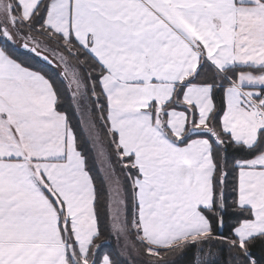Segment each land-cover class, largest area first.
Instances as JSON below:
<instances>
[{"label": "snow or ice", "instance_id": "obj_1", "mask_svg": "<svg viewBox=\"0 0 264 264\" xmlns=\"http://www.w3.org/2000/svg\"><path fill=\"white\" fill-rule=\"evenodd\" d=\"M137 245L264 264V0H0V264Z\"/></svg>", "mask_w": 264, "mask_h": 264}, {"label": "trees", "instance_id": "obj_2", "mask_svg": "<svg viewBox=\"0 0 264 264\" xmlns=\"http://www.w3.org/2000/svg\"><path fill=\"white\" fill-rule=\"evenodd\" d=\"M20 51L23 52L24 50L20 49ZM240 70H251V69H240ZM218 100H219V97H218ZM82 143H83V138H82ZM87 147H90V146H85L86 149H87ZM94 174L96 176V182H97L98 188L100 190V203H99L98 207H99V211H100L101 222H102V224L106 225L107 224V215H106V208L104 206L105 202H106V199H107V194L105 192L106 185L101 183V181H100V172L96 171L95 168H94ZM101 239L103 241L107 242V247L105 248L106 251L115 252V249H116V246H115V243H114L115 240L112 239V237L109 234V232H108L106 227L104 228V234L101 237ZM137 247L141 250V252H143L142 248H140L139 245H137ZM192 251L193 250L190 249L189 253H191ZM176 257H178L176 261H179L180 264H183L184 259H191L190 255H189V257H186V258H183V259L181 257H179V256H176ZM116 259L118 261V264H128L120 256H117ZM226 259H227V251L225 250V252L221 255L220 264H224V261Z\"/></svg>", "mask_w": 264, "mask_h": 264}, {"label": "rangeland", "instance_id": "obj_3", "mask_svg": "<svg viewBox=\"0 0 264 264\" xmlns=\"http://www.w3.org/2000/svg\"><path fill=\"white\" fill-rule=\"evenodd\" d=\"M41 39H44V38L41 37ZM114 243H115V246L117 247V242L115 241ZM120 257L123 258L127 263L130 260L132 262V264H145V261L149 259L148 257H146L143 254V252H141L140 249H139L138 252L132 253L131 255H128V256H120ZM169 258L172 259V260H174V261H176L178 257H176V256H170Z\"/></svg>", "mask_w": 264, "mask_h": 264}]
</instances>
